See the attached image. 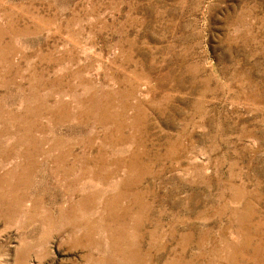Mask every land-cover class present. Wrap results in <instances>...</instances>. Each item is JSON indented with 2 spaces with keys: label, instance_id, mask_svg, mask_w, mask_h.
Listing matches in <instances>:
<instances>
[{
  "label": "rangeland",
  "instance_id": "374dc122",
  "mask_svg": "<svg viewBox=\"0 0 264 264\" xmlns=\"http://www.w3.org/2000/svg\"><path fill=\"white\" fill-rule=\"evenodd\" d=\"M0 264H264V0H0Z\"/></svg>",
  "mask_w": 264,
  "mask_h": 264
}]
</instances>
